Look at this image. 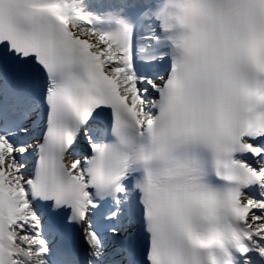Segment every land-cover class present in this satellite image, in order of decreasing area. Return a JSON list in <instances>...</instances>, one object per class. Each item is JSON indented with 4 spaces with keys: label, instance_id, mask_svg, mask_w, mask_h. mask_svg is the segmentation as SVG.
Returning a JSON list of instances; mask_svg holds the SVG:
<instances>
[{
    "label": "snow or ice",
    "instance_id": "1",
    "mask_svg": "<svg viewBox=\"0 0 264 264\" xmlns=\"http://www.w3.org/2000/svg\"><path fill=\"white\" fill-rule=\"evenodd\" d=\"M0 264H264V0H0Z\"/></svg>",
    "mask_w": 264,
    "mask_h": 264
}]
</instances>
